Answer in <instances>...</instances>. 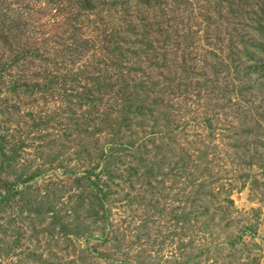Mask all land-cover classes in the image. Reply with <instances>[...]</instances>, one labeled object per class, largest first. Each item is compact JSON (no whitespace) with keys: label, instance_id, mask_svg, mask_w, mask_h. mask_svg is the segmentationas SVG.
Instances as JSON below:
<instances>
[{"label":"rangeland","instance_id":"1","mask_svg":"<svg viewBox=\"0 0 264 264\" xmlns=\"http://www.w3.org/2000/svg\"><path fill=\"white\" fill-rule=\"evenodd\" d=\"M263 5L0 0V264H264Z\"/></svg>","mask_w":264,"mask_h":264},{"label":"trees","instance_id":"2","mask_svg":"<svg viewBox=\"0 0 264 264\" xmlns=\"http://www.w3.org/2000/svg\"><path fill=\"white\" fill-rule=\"evenodd\" d=\"M260 9V15H257V21L256 24L258 26V28L256 29L260 34L262 32H264V5L262 7L259 8ZM178 12V11H177ZM104 24V23H103ZM104 29H98L99 33H100V44L101 47L104 49V51H107L109 54H112V50L115 49L116 52H118L119 50H124L122 46V44H127L128 42L126 41H122L120 43H115L113 42L114 37L119 36V35H123L124 32L121 31L120 27L117 28V26H115V28L113 29H109L108 24L107 25H103ZM131 32V31H130ZM16 33V34H15ZM7 39H6V38ZM98 37V36H97ZM111 37L112 41H111ZM5 38V39H3ZM22 38L26 39L22 41ZM10 39L13 43L7 42V40ZM0 40L9 50L11 53L14 54L15 50L17 51V55H15V57L13 58L14 60L11 61L12 64H16L19 61L25 62L28 58H30L29 56H34L36 57L39 61H48L49 59L46 57H43V55H41L40 53H45V51L40 50V47L38 45H35L34 43V47L32 45H30V38L28 36L25 35V33H22V31L16 29L15 26V20L12 19L10 20L8 25L5 24H1L0 26ZM142 44V43H140ZM127 52H130L128 49L126 50ZM28 54H32V55H28ZM45 54H49V53H45ZM115 54V53H114ZM113 55V54H112ZM114 58H116L118 61L121 60L120 58V54H117V57L113 56ZM53 59L56 60L55 56H53ZM92 173L89 172L87 173V176H89L90 178H92ZM248 230H243L240 234V236L238 237V241H240L243 238V233H246ZM100 239V238H98Z\"/></svg>","mask_w":264,"mask_h":264}]
</instances>
